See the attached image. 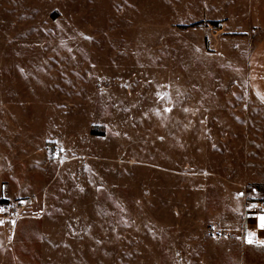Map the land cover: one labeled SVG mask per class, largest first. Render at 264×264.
<instances>
[{"label": "rangeland", "instance_id": "rangeland-1", "mask_svg": "<svg viewBox=\"0 0 264 264\" xmlns=\"http://www.w3.org/2000/svg\"><path fill=\"white\" fill-rule=\"evenodd\" d=\"M263 38L264 0H0V264H264Z\"/></svg>", "mask_w": 264, "mask_h": 264}, {"label": "crops", "instance_id": "crops-1", "mask_svg": "<svg viewBox=\"0 0 264 264\" xmlns=\"http://www.w3.org/2000/svg\"><path fill=\"white\" fill-rule=\"evenodd\" d=\"M246 74L248 92L264 110V38L250 52ZM252 181L256 185L264 186V177Z\"/></svg>", "mask_w": 264, "mask_h": 264}, {"label": "built area", "instance_id": "built-area-1", "mask_svg": "<svg viewBox=\"0 0 264 264\" xmlns=\"http://www.w3.org/2000/svg\"><path fill=\"white\" fill-rule=\"evenodd\" d=\"M246 211H256L261 212L264 211V201L257 200L254 198L246 199L244 202Z\"/></svg>", "mask_w": 264, "mask_h": 264}, {"label": "snow or ice", "instance_id": "snow-or-ice-1", "mask_svg": "<svg viewBox=\"0 0 264 264\" xmlns=\"http://www.w3.org/2000/svg\"><path fill=\"white\" fill-rule=\"evenodd\" d=\"M260 227L264 228V216L260 217Z\"/></svg>", "mask_w": 264, "mask_h": 264}, {"label": "trees", "instance_id": "trees-1", "mask_svg": "<svg viewBox=\"0 0 264 264\" xmlns=\"http://www.w3.org/2000/svg\"><path fill=\"white\" fill-rule=\"evenodd\" d=\"M211 25L216 26V23H211Z\"/></svg>", "mask_w": 264, "mask_h": 264}]
</instances>
